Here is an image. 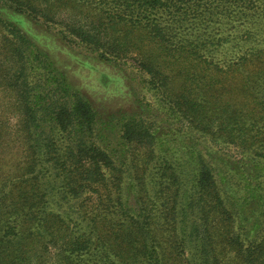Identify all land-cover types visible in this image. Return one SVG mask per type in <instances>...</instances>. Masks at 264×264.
I'll return each mask as SVG.
<instances>
[{"label":"trees","instance_id":"trees-1","mask_svg":"<svg viewBox=\"0 0 264 264\" xmlns=\"http://www.w3.org/2000/svg\"><path fill=\"white\" fill-rule=\"evenodd\" d=\"M0 8L147 91L100 122L0 17V264H264V0Z\"/></svg>","mask_w":264,"mask_h":264},{"label":"rangeland","instance_id":"rangeland-1","mask_svg":"<svg viewBox=\"0 0 264 264\" xmlns=\"http://www.w3.org/2000/svg\"><path fill=\"white\" fill-rule=\"evenodd\" d=\"M0 17L18 25L38 49L48 54L70 86L90 101L100 122L116 125L120 118L142 111L139 101L147 91L132 68L103 62L74 49L61 41L56 29L38 25L25 16L0 8Z\"/></svg>","mask_w":264,"mask_h":264}]
</instances>
